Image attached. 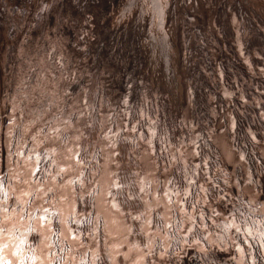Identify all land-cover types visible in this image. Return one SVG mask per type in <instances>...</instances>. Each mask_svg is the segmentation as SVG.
Here are the masks:
<instances>
[{"label":"rangeland","instance_id":"374dc122","mask_svg":"<svg viewBox=\"0 0 264 264\" xmlns=\"http://www.w3.org/2000/svg\"><path fill=\"white\" fill-rule=\"evenodd\" d=\"M83 1L85 2V0H28L27 6V2L20 4V1L0 0V127L3 128L0 129V179H3L9 191L15 188L16 194L19 195L21 189L28 190V186L20 181L29 180L32 189L33 186L38 187L35 178L31 177L32 170L39 166L41 171L37 176H44L45 167H51L50 159L45 160L42 156L38 159L37 154L44 151L43 146H37L39 141H33L30 137L21 139L17 132V125L21 123V100L25 93H31L33 87L47 86L49 90L61 96L67 93L70 101L82 100L86 96L98 110L102 109L106 127H114L117 131L119 130L117 125L121 128L126 125L141 126L136 122L137 116L143 117L148 112L158 93L163 101L168 98L170 104L174 101V113L178 116L179 126L186 127L185 132L189 141L183 143L181 160L184 166L191 165L194 169L196 164L202 165V159H211L212 165L209 168L201 167L197 170L204 172L205 175L199 182L209 189L212 197L220 198L218 209L227 214L224 215L227 220L219 223L214 230L218 238L216 237V240L210 237L214 241L209 242L212 244L210 248H215L220 258L227 256L223 264L229 263L228 261L229 264H264V248L260 246V239L255 233L250 237L247 233H237L234 228L224 227L232 219L234 213L228 212L235 211L233 205L238 206L241 201H264V194H261L264 188V99L259 101L262 111L257 117L253 108L252 117L246 122L244 120H239L240 123L235 122L237 125L232 124L234 120L232 118L236 116L240 118L246 111L241 109L242 106L239 108L227 101L232 100L230 96L232 93L234 100L245 96L244 92L237 91L239 86L231 75L234 70L229 65L238 62L237 59L240 60L243 56L247 62L255 63L257 58L264 63V0H219L220 4L217 3L218 6L214 8L219 13L213 10L212 0H169V5L171 4L175 11L170 14V20L164 21V25L168 23L169 26L166 32L171 61L168 68L166 63L162 64L157 75L146 65L140 69L147 52L152 54L149 43L155 24L152 13L154 3L148 1L147 4V0H111L107 3L109 0H103L105 8L103 15L110 13L111 17H114L113 20L117 19L119 10L125 9V16L122 15V19L127 25L125 30L121 28L120 30L126 31V35L121 32L118 41L119 35L115 39L102 30L100 34L92 28L90 21L98 13L99 0H86L84 4ZM106 5H111V8H107ZM138 14L141 23H146L143 25L146 29L140 37L133 33L134 23L139 19ZM140 19L137 23H140ZM211 36L214 38L211 39ZM255 36L261 40L258 45ZM246 40L250 42L253 40V44L248 45ZM154 55L157 56V52ZM172 64L179 68L178 71L175 68L176 83ZM257 67L264 74V65ZM179 70L182 76H185V81L181 80ZM223 80H227V85L222 84ZM182 82L186 88L188 103L195 97L192 101L194 105L190 108H196L189 114H186L182 107ZM129 109L133 110L131 114ZM133 112L136 119L132 116ZM149 128L151 127L143 131L148 133ZM124 133L126 136L135 135L130 131ZM92 139H97L95 132ZM104 143L106 142L98 141L100 147H103ZM139 143L141 149H137L135 153L125 152L123 157L115 159L119 163L121 161L120 164L125 170L127 167L128 171L137 170L147 174L151 170L146 156L142 155L146 149L151 168L156 171L155 164L159 163L157 156L152 154V149L147 144L142 141ZM197 144L200 146L198 149L201 152L200 157L195 155L194 149ZM118 150L123 151V148ZM22 151L23 156L20 155ZM99 155L98 160L104 161L101 160V166L99 164L95 168L99 174L93 180L91 173H86L83 187L80 184L67 183L79 174L80 168L76 165L64 174L63 181L51 184V177L47 178L45 190L52 187L54 192L45 198L47 203L42 200L46 204L43 207H47L49 213L45 214L41 210L40 216L47 215L51 224L40 220L39 229L42 232L39 239L34 236L36 228L28 223L27 211L32 207V203L24 213L23 219H20L18 213H10V219L5 226L12 229L16 237L22 236L26 239L25 257L29 255L36 257L34 261L25 259L24 264H41V261L43 264H49L51 257L48 253L51 249L47 245L57 240L66 248L68 246L79 248V242H84V247L79 248L76 261L69 258L67 264H78L89 247H97V241L98 251L102 257L104 256L107 248L105 241L111 242L107 232L115 231L111 225L108 229L102 225L112 218V210L110 205L106 204L105 198L111 183L109 168L115 170V165L107 161V150ZM129 155L133 157L132 162ZM241 156L244 157L243 160ZM55 159L63 162L62 155L56 156ZM216 166L217 169L213 170ZM236 173L239 174L238 177H235ZM17 177L20 178L19 181ZM162 177L164 178L163 175ZM249 180L252 183H249ZM90 194L91 198L95 199H90ZM76 196H82L83 203L79 202ZM204 197V193L199 194L200 202ZM76 204L84 206L83 211L90 213L92 220L88 222L91 223L88 229L77 224V220L74 223L69 221L77 218L82 212L78 211ZM201 208L203 207L199 203L194 215L198 216ZM59 212L66 220L69 219L68 224L64 218L58 216ZM235 215L239 220V214ZM98 219L101 222L99 227L95 222ZM217 219L212 218L215 224ZM92 223L94 229L89 233L93 227ZM197 223L201 224L198 220ZM198 227L204 231L203 226ZM241 227L243 228V225ZM49 228L52 230L49 231ZM70 229L79 240L71 239ZM96 230L103 234L102 241L97 239L99 233ZM160 238L163 239L162 236ZM196 241L194 234L185 237L181 233V236L172 242L173 247L169 250L173 257L170 255L166 258L164 264H179L181 259L178 256L181 254L191 260L194 253L190 252H198L201 249V244ZM14 242L18 243V240ZM28 245H32L34 251H28ZM238 247L243 251H238ZM210 248L209 251L212 252ZM12 250V248L6 250V257L15 260L16 258L11 256ZM63 255L69 254L66 251ZM136 255L139 253L133 252V258ZM212 258L211 263H215L216 260L220 264V258L214 256ZM116 260L117 264H125L122 256L116 257ZM87 261L88 264H92L91 253ZM197 263L204 264L200 261ZM56 264L64 262L57 259ZM102 264H110V261L104 259Z\"/></svg>","mask_w":264,"mask_h":264},{"label":"snow or ice","instance_id":"6c2138e0","mask_svg":"<svg viewBox=\"0 0 264 264\" xmlns=\"http://www.w3.org/2000/svg\"><path fill=\"white\" fill-rule=\"evenodd\" d=\"M21 105V123L17 125V132L21 139L30 137L33 141H39L37 146H43L44 151L37 154L38 159L41 156L45 160L50 159L51 167H45L44 176H37V173L41 171L39 166L32 170L31 177L35 178L38 187L33 190L29 180L20 181L28 186V190L21 189L19 195L16 194L15 188L9 191L3 179H0V264H24L25 259L31 261L36 259L34 255L25 257L26 239L22 236L16 237L13 230L5 226L10 219V213H18L20 219H23L31 203L36 200H43L47 203L45 198L54 192L52 187L45 190L44 185L47 178L51 177L53 183L63 181L64 174L72 170L73 165L78 166L80 172L74 180H68V184H80L83 187L86 173H91L94 180L99 174L95 168L101 163L96 156L105 150L108 152L107 159L110 164L115 165V170L109 169L111 183L105 198L106 204L110 205L112 210V218L104 223V227L108 229L111 225L115 231L107 232L111 242L105 241L107 248L103 257L98 251L99 242H97L96 248L89 247L83 253V258L78 264H88L89 253L92 254V264H102L104 259L110 261V264H117L116 257L118 256L123 257L125 264H164L166 258L171 255L169 250L173 247L172 242L177 240L181 233L187 237L193 232L194 227L198 226L197 215L193 213L196 212L197 205L200 203L199 194L204 193L207 196L209 189L198 183L196 177L199 171L197 170L201 167L208 168L209 159H202V165L198 163L193 169L191 165L180 167L181 160L173 155L171 156L172 164H169L168 158L164 155L167 151L166 147L164 152L160 153L159 159L165 161L164 171L171 175V179L166 181L160 179L159 163L155 164L157 171L147 174H142L137 170L127 171L115 159L116 157H123L125 152L135 153L137 149H141L139 143L141 141L152 149V154H155L153 140L159 139L161 143L168 145L170 143L168 138L163 134L158 135L155 127L149 128L148 133L143 131L144 126L129 127L126 125L121 128L117 125L118 131L113 127H106L102 118V109L98 110L86 96L82 100L70 101L67 93L61 96L49 90L47 86L33 87L31 93H25ZM128 131L135 135H123ZM94 132L96 140L92 139ZM98 141L106 143L100 147ZM199 147L197 144L194 149L197 157L201 156V152L198 151ZM120 148H123V151L118 150ZM177 151L179 152L180 149ZM20 155H24L23 151ZM58 155H62L63 162L55 159ZM240 158L244 159L243 156ZM28 159L30 160L31 157L29 156ZM129 160H133L132 155H129ZM173 168L174 171H170ZM56 169L58 171H55ZM16 179L20 180L19 177ZM248 182L252 183L251 180ZM209 183H211L210 179ZM261 194H264V188ZM25 197L31 199H24ZM41 207H37L35 211L39 212ZM233 207L239 214V220L235 214H232V219L224 225L225 229L234 228L237 233H247L250 237L255 233L260 239V246L264 248V201H241L240 206L233 205ZM165 208L166 214L161 211ZM42 211L45 214L49 213L47 207H43ZM28 214L30 217L34 215L32 212ZM199 219H204L202 213L199 214ZM40 220L51 224L47 215L40 216ZM99 226L98 219L97 227ZM51 230L49 228V231ZM69 231L71 239L79 240L73 230ZM161 236L163 239L160 238ZM16 240L18 243L14 242ZM47 247L51 249L48 253L51 257L49 264H56L57 259L67 264L69 258L76 261L79 248L84 247V242H79V248L71 246L66 248L62 242L57 240L48 244ZM10 248L13 249L11 256L15 257V260L6 257V250ZM121 249H126V251H121ZM237 250L243 251L239 247ZM28 251H34L32 245H28ZM66 251L68 256L63 255ZM133 252L139 255L133 258Z\"/></svg>","mask_w":264,"mask_h":264},{"label":"bare ground","instance_id":"6f19581e","mask_svg":"<svg viewBox=\"0 0 264 264\" xmlns=\"http://www.w3.org/2000/svg\"><path fill=\"white\" fill-rule=\"evenodd\" d=\"M11 1H20V4H22V3L23 4H26V2L28 0H11ZM110 1L111 0H109L107 3H109ZM148 1L154 3V8L152 10V13L154 14V17H155V24H154V28H153V31H152V36H151L150 43H149L150 44L149 47H151L150 52L152 54H150V53L147 52V57H145L144 59H142V65L140 64V67H141L140 69H142V67H144L146 65L150 69V71H155L156 72L155 74L157 75L161 71L162 64L164 65L166 63V66L168 68V65H169V63L171 61L170 60V57H169L171 51L169 49L168 34L166 32L169 26H168V23H166V25H164V21L170 20V14H172L175 10H174V8L171 7V4L169 5V0H147V4H148ZM226 1L224 3H226ZM85 2H86V0H85ZM85 2L83 1V4ZM212 2H213V7L212 8H213V10H215L214 9L215 6L220 1L219 0H212ZM102 3H103V0H99L98 1V6H97L98 7V9H97L98 10V13L90 21V23L92 24V28L95 30V32H99L100 34H101V30H102V31H104L103 33H105L108 36H111L112 38H115V39L117 38L116 36L119 35L118 38H117V40L119 41V37L121 36V32H124L123 35H126V31H121L120 30V28L123 29V30H125L126 29V25H127L126 24V21H124V19H122V15L125 16V13H124L125 12V9L119 10L118 11L119 14L116 15L117 16V19L113 20L112 18H114V17H111L110 13H107V14H104L103 15L105 8H104V6H103ZM28 5H29V3L27 2V6ZM221 6H222V4L220 5V7ZM224 6H226V5H224ZM106 7L107 8H111V5H106ZM222 11H223V9H222ZM216 12H218V11H216ZM85 13H87V12H85ZM139 16H140V14H138V17ZM216 16H218L217 13H216ZM139 19H140V17H139ZM139 19H137L135 21V23H134L133 33L135 35H138L140 37V36H142V32H144V29H146V27L143 28V25H145L146 23H141L142 22L141 19H140V23H137L139 21ZM213 20H215V19H213ZM96 21H97V24L95 25V22ZM222 21L224 22V19ZM263 26H264V23H263ZM215 36L216 35H214V37ZM214 37H212L211 39H213ZM260 37L263 38L262 35ZM255 38H256V41H257V45L260 44L261 43L260 38L259 37H256V36H255ZM121 41H122V39H121ZM246 42L248 43V45L253 44V40L251 42L249 40H246ZM155 52H157V56L154 55ZM236 59H237V53H236ZM242 59H243V61H242ZM255 59H256L255 63H253V62H247L246 61V57L243 56L240 60L237 59L238 62H234L235 65L234 64H230L229 65L230 68H232L234 70L233 74H231V72L229 74H231L233 76V78L237 81V84L239 86V90H237V91H239L240 93L241 92L242 93L243 92L245 93L244 94L245 96L243 98H240L239 97V99H237V100H234L233 99V96H232L233 93H232V95L230 94L232 100L227 99L228 97L226 98L227 101L228 102H231L232 105H235L236 104V107H239V108H240V106H242L241 109L244 110V111H246V113H244L242 116L240 115V118L237 117V116L236 117H233V118L231 117L232 119H234V120H232V122H233L232 124L233 125H237L238 123L237 124H234V123L235 122H239L240 123L241 120H244L246 122L247 119H249L250 117H252L251 113H252L253 108L256 111V114H254V115H256V117L262 111V108H261V106L259 104V101H261V100L264 99V74H262V71L260 72L258 70L259 68L257 67V65H264V63L261 62L257 58H255ZM179 63L177 65H179ZM175 68L177 69L178 67H174V64H172V69L174 71V74L176 73L175 72ZM178 69L176 71H178ZM184 69H186V68H184ZM222 72H220V73H222ZM179 74L181 76V80L182 81H185V79H184L185 76H182V73H181L180 70H179ZM220 77H222V76L220 75ZM176 80L177 79H176V74H175V76H174V82L175 83H176ZM223 81H224V83H222V84L225 85L227 80H223ZM182 92H183L182 93V95H183V106H182L183 107V111L186 114H189L190 111H193L196 108V107L195 108H190V106H193L194 105L192 103V101L195 100V97H192L191 100H190V102L188 103V96L186 94V88H185V86H183V82H182ZM196 103H197V100H196ZM197 105H198V103H197ZM189 108H190V110H189ZM129 110H130V114H131L133 110L132 111H131V109H129ZM120 112L122 114L123 109H121ZM125 114H126V112L124 113V115ZM132 116H134L133 118H135L134 112H133V115ZM231 116H233V115H231ZM136 122H138L139 125L144 126L143 127L144 130H146L148 127H155L156 130H157L158 135L163 134L170 141V143L168 145H165V144L161 143V141L159 139H154L153 140V143H154V146L153 147L156 149L155 155L157 156L158 162H159L158 175H159L160 179L162 181H166L167 179H171L172 178L171 175L168 174V173H165V171H164V169H165V161L162 160V159H159L160 153L161 152H164V149L167 147V151L164 152V155L168 158V163L169 164H172L171 156L175 155V156H177L181 160L183 143H185L186 141H189V138L186 136V132H185L186 127L179 126L178 116L174 113V101H172L171 104H170V99L169 98H168V100L163 101L161 99V97L159 96V94L157 93L156 100H155L154 104L152 105V107L148 110V112L146 114L143 115V117L140 116V115H138ZM153 122H155V124H153ZM230 123H231V120H230ZM0 129L2 130L3 128L0 127ZM0 133H1V131H0ZM124 135H125V133H124ZM128 135H130V133ZM28 147H29V145H28ZM210 147H212L211 144H210ZM258 147H260V144H258ZM177 149H180V151L178 152ZM143 151L144 152L142 153V155L143 156H146L147 163L149 164V168H150L149 170H151V172H154L155 170L153 168H151L152 167L151 162L148 161V159H149L148 152H146V149H144ZM137 153L139 155L141 154L139 152H137ZM99 156L100 155H97V157H96L97 160H98ZM139 159H140V157H139ZM209 161H210V164H209V167H210L212 165L211 164V159H209ZM139 162H141V161H139ZM182 162H183V160H181L180 167H184V164ZM120 163H121V161H120ZM135 164H137V163H135ZM100 166H101V164H100ZM103 167H105V166H103ZM114 168H115V166H114ZM216 169H217V166L214 167L213 170H216ZM126 170L128 171L127 167H126ZM213 170H212L211 173H213ZM101 171H103V170H101ZM156 171H157V169H156ZM170 171H174V168L173 169H170ZM162 175L164 176V178L162 177ZM238 176H239V174L236 173L235 177H238ZM204 177H205L204 172L199 171V175L196 177L199 184H200L199 181L200 180L202 181ZM214 178L215 179H218V177H215V176H214ZM51 184H56V183H53V181H51ZM35 188L36 187L33 186V190ZM91 194L89 195L90 199H92V198L95 199V197H92L91 198ZM93 194H95V192ZM95 196H97V195H95ZM82 198H83L82 196H76V199H78L79 202H82L83 201ZM28 199L30 200L31 198H28ZM207 201L209 202V204H207ZM92 202L94 203V201H92ZM219 202H220V198H218V197L217 198L212 197V195L209 192H208L207 196H205L203 199H201L200 204H201V206L203 208L200 209L201 211L198 213V216H197V220L199 222H201V224L200 223H197V225L198 226H203L204 227V231L202 232L200 230V228L198 226H196V227H194L193 232L190 233V234H194V237L197 240L196 243L201 244V249L198 252H196V251L190 252V254H193V253L195 254V255L193 254V256H191V260L186 259L184 257V254L179 255L178 257L181 259L180 263L184 262V264H198L197 262L200 261L201 263H204V264H218V261H216V260H214L215 263H211V261H210L211 260L210 258H212L213 256H214V258L215 257L216 258H220V256L216 254V251L214 250L215 248H213V249L210 248V246L212 244H210L209 242H214L212 239H210V237H213L214 239L217 237L215 235V233H214V230L217 229V226H218L219 223H221L222 221H224L226 219L224 217V215L226 216L227 214L221 212L218 209ZM75 203H77V202H75ZM45 205L46 204L43 203L42 200H36L35 203H32V207L29 209V211H27V213H29V212L34 213V215L31 216V217L28 214V223L31 226H33L34 228H36V229H34V236L36 237V239H39L40 238V234L42 232V230L39 229V225H40V219H39V217L41 215L42 207L45 206ZM76 206L78 207V211H82V212H80V214H79V216L77 218H75L73 220H69V219L68 220L71 221L72 223H74L77 220V224H81L82 226H84L85 228L88 229L89 226L91 227V225H90L91 223L88 224V222L89 221L91 222V220H92V219H90V213L88 211H85V212L83 211L84 210V206L77 205V204H76ZM238 206H240V204ZM37 207H41V210L39 212H36L35 211V209ZM85 209H87V208H85ZM161 211H164L165 214H166V208L165 209H161ZM189 211H191V210H189ZM95 212L97 214V211H95ZM95 212H93V213H95ZM201 213L204 216V219L203 220H200L199 219V214H201ZM216 213H219V215H216ZM228 213H231V214L234 213V214H236V212L234 210H230V212H228ZM58 216L59 217H62V218H64L66 220L65 216L60 215V212H59ZM214 217L215 218H218L217 221H216V224L213 222ZM212 218H213V220H212ZM68 220H66V222ZM95 222H97V221H95ZM95 222H93V223H95ZM93 223H92V225H93ZM67 224H68V222H67ZM102 225H104V224H102ZM102 225H101V228H102ZM185 227H187V225ZM93 229H94V225H93V227H92L91 230L89 229L90 230L89 233H92L93 232ZM95 229H97V228H95ZM100 231H101V229H100ZM96 232L99 233L97 230H96ZM101 232L99 234H97V239L99 238V240H101V238H103V236H102L103 234L101 235ZM104 232H105V229H104ZM180 236H181V234H180ZM217 238H216V240H217ZM36 242H40V241H36ZM35 246H37V245L35 244ZM209 248L211 249L212 252L209 251ZM181 250H182V247H181ZM213 253H215V255H213ZM217 256H219V257H217ZM171 257H173V254H171ZM222 257L223 258H220V260H221L220 261V264H223V260L227 256H222ZM228 262L230 263V261H228ZM229 263H226V264H229Z\"/></svg>","mask_w":264,"mask_h":264}]
</instances>
